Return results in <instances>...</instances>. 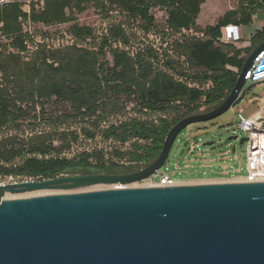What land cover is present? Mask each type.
Listing matches in <instances>:
<instances>
[{
	"label": "trees",
	"instance_id": "1",
	"mask_svg": "<svg viewBox=\"0 0 264 264\" xmlns=\"http://www.w3.org/2000/svg\"><path fill=\"white\" fill-rule=\"evenodd\" d=\"M205 2L0 4V175L45 179L124 173L153 162L178 120L223 102L248 54L264 41V27L247 48L225 36L228 24L250 23L264 10V0H240L215 24L202 27L197 19ZM89 4L109 18L118 11L122 19L98 32L76 16ZM156 8L166 13L164 27L156 21ZM63 23L70 24L72 41L59 45L46 36L37 40L31 30L33 24ZM129 105L136 116H127ZM81 135L130 142V147L115 150L119 161L105 160L103 150L65 155Z\"/></svg>",
	"mask_w": 264,
	"mask_h": 264
},
{
	"label": "water",
	"instance_id": "2",
	"mask_svg": "<svg viewBox=\"0 0 264 264\" xmlns=\"http://www.w3.org/2000/svg\"><path fill=\"white\" fill-rule=\"evenodd\" d=\"M263 49L264 41L248 54L223 102L187 115L169 129L159 156L150 164L124 173L0 183V264H264V181L124 186L3 198L6 192L128 184L155 174L183 129L214 120L238 103L246 92L247 72Z\"/></svg>",
	"mask_w": 264,
	"mask_h": 264
},
{
	"label": "rangeland",
	"instance_id": "3",
	"mask_svg": "<svg viewBox=\"0 0 264 264\" xmlns=\"http://www.w3.org/2000/svg\"><path fill=\"white\" fill-rule=\"evenodd\" d=\"M240 0H206L205 4L203 3V11L200 19V25L202 27L208 24H215L217 20L223 16L227 11L236 9L239 6ZM28 8V7H26ZM202 10V7H201ZM156 16V21L159 27H164L166 13L161 8H156L153 10ZM78 21L81 24H88L93 26L98 32L105 29L110 22L113 20L122 19V14L118 11L112 12V17H106L104 14L99 13L92 4H89L88 7L80 13H76ZM69 23L57 24L53 26L46 27L42 24H33L32 31L36 32L37 40H44L43 36H46L45 40L48 43H52L55 45H59L62 42H70L72 41V37L68 32ZM47 34V35H46ZM150 38H155L154 34L150 35ZM238 46L237 43H234ZM237 70L236 68H234ZM244 90L246 91L238 101L240 105L237 108L243 109L245 114L256 120L258 124H260L264 119V96L261 95L264 92V82L260 84H252L249 81H246L244 86ZM132 105H129L127 108L128 114L127 116H136L137 114L131 110ZM170 117V116H168ZM236 117V113L234 110V106L230 108L223 115L215 118L214 120L198 123L197 125H191V127L199 128V130H204V134L202 138L206 141H213L212 145H201L198 150L190 154L189 156L192 158H200V160L204 159H219L221 152H224L228 149L227 140L230 136L233 135L230 126L234 123ZM171 118V117H170ZM229 127V128H228ZM186 135L187 128L183 129L175 140L170 156L168 158L169 164H166L163 168L166 172H172L176 170V164L182 167V171L175 173V177L180 180H186L187 183H199V182H215V181H227V179L234 177V179H240L243 176H224L219 177L220 170L222 169L218 165L217 167H200L202 164L200 161L194 163V167L184 168L185 166V156L188 154V145L186 143ZM232 149L235 144V140H231ZM130 147L129 143H119L115 141H105L100 136L96 137L93 140H88L84 136H80L79 140L73 145V148L65 153L67 156H73L80 152L83 149L94 151V150H103L104 159L105 160H120L115 153L116 149L127 150ZM246 148L247 142L240 143L239 140L236 142V149L232 151L231 155L234 158L237 155V161L234 159L226 160L222 162H230L232 164V168H239L242 166V170L240 173H246ZM120 162H124L128 164V161L122 160ZM213 168V169H212ZM217 168V169H216ZM202 177V179H196ZM205 177V178H203ZM26 177H15V176H3L0 175V183L4 182H13L20 181L25 179ZM214 179V180H212ZM218 179V180H216ZM223 179V180H222ZM209 180V181H206ZM146 181L140 182L141 186H144ZM112 188L111 184H93L84 187L77 188H56V189H44V190H35L30 192H22V193H11L6 192V198H16V197H25V196H33L39 194H48V193H66V192H76V191H86V190H97V189H106ZM4 195V196H5ZM3 196V197H4Z\"/></svg>",
	"mask_w": 264,
	"mask_h": 264
},
{
	"label": "built area",
	"instance_id": "4",
	"mask_svg": "<svg viewBox=\"0 0 264 264\" xmlns=\"http://www.w3.org/2000/svg\"><path fill=\"white\" fill-rule=\"evenodd\" d=\"M15 0H0V4L9 3ZM21 2H25L29 6L32 1H42V0H18ZM226 32L232 34L231 41H238L240 40V32L238 25L228 24L225 28ZM190 32H194L192 29L189 30ZM203 35L202 33H200ZM246 81L251 82L252 84H260L264 82V49L255 57L252 66L247 72ZM193 85V84H191ZM195 85V83H194ZM240 103L238 102L234 106V110L236 113L235 121L230 126V129L233 135H237V138L231 139L235 140V149H236V142L240 140L241 137H247V148H246V173H240L242 170V166L239 168H232V164L229 163L228 165H223L220 172L219 177L224 176H243L246 177V181H264V119L263 121L258 124L256 120L248 117L243 109H239L237 111L238 106ZM229 128V127H228ZM204 134V130H199V128L191 127L190 125L187 127V135H186V143L188 145V154L185 156V166L184 168H191L194 167V163L200 161V167H215L214 163L216 161L221 160H232L234 159L237 161V155L233 158L231 153L235 151L232 149L231 140H227L228 149L224 152H221L219 159H204L200 160V158H191L189 155L195 153L201 145H208L205 139L202 138ZM213 142V141H212ZM213 144V143H212ZM210 144V145H212ZM233 146V147H234ZM117 161V160H116ZM166 164H169L167 160ZM165 164V165H166ZM164 165V166H165ZM161 167L155 174L128 184H111L112 187H124V186H141L140 182L146 181L144 186H172L184 183L185 181L189 180H180L175 177V173L177 170L181 172L183 169L179 165L176 164V170H173L171 173L166 172ZM35 179V178H30Z\"/></svg>",
	"mask_w": 264,
	"mask_h": 264
},
{
	"label": "crops",
	"instance_id": "5",
	"mask_svg": "<svg viewBox=\"0 0 264 264\" xmlns=\"http://www.w3.org/2000/svg\"><path fill=\"white\" fill-rule=\"evenodd\" d=\"M202 11H203V5H202V10H201V12L199 14V17L201 16ZM199 17L197 19V23L198 24L201 23ZM211 24H213V23H211ZM230 24L235 25V23H230ZM236 25H238L241 38L238 41H234V43H237L238 47H240V48H247V47L251 46V44H252L251 43L252 36L255 34V32L258 29H261V28L264 27V10H262V9L258 10L256 12V14L253 16V20L250 23H248V24H236ZM225 36H226L227 40L231 41L230 39L232 38V34L226 32V30H225ZM222 161H226V160H221L219 164L216 163L217 162L216 161L214 163L215 167L220 165L219 167L222 168L223 165H228L230 163V162L226 163V162H222ZM220 172H222V171L220 170ZM203 178H205V177H203ZM196 179H202V177H199V178H196Z\"/></svg>",
	"mask_w": 264,
	"mask_h": 264
},
{
	"label": "bare ground",
	"instance_id": "6",
	"mask_svg": "<svg viewBox=\"0 0 264 264\" xmlns=\"http://www.w3.org/2000/svg\"><path fill=\"white\" fill-rule=\"evenodd\" d=\"M261 95H263L264 96V92L261 94ZM264 98V97H263ZM199 123H202V122H199ZM198 123H194V124H191V125H197ZM190 125V126H191ZM212 180H214V179H212ZM216 180H218V179H216ZM223 180V179H222ZM246 180H248V179H246V177H242V178H240V179H234V177H232V178H229V179H227V181H246ZM206 181H209V180H206ZM184 183H187V182H184ZM37 191V190H36ZM32 192V191H31ZM7 197V195H5L3 198H6Z\"/></svg>",
	"mask_w": 264,
	"mask_h": 264
}]
</instances>
